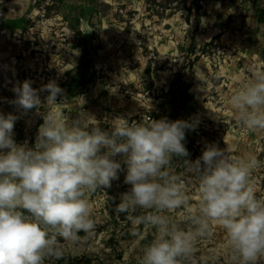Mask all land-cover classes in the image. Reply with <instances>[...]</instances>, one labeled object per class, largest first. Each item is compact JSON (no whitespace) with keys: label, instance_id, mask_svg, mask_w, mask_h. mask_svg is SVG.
<instances>
[{"label":"rangeland","instance_id":"1","mask_svg":"<svg viewBox=\"0 0 264 264\" xmlns=\"http://www.w3.org/2000/svg\"><path fill=\"white\" fill-rule=\"evenodd\" d=\"M29 4L31 11L26 12L32 22L26 31L13 35L0 29V113L17 117V143L34 146L43 119L35 109L23 113L11 103L12 89L26 79L37 90L55 80L64 90L57 97L59 110L70 119L81 111L90 114L104 130H111L110 122L116 117L129 122L195 121L194 129L185 130L189 153L185 159L197 160L213 143L227 147L233 156L255 155L261 163L252 179L256 195L264 198V131L239 127L227 103V97L251 75L250 69L264 71V24L255 18L264 0H198L197 16L193 10L187 13V7H176L173 0H0V18L8 8L24 11ZM86 4L96 6L99 13L92 16L91 29L83 34L71 15ZM64 15L72 19L66 21ZM83 57L86 75L76 81ZM88 74L92 79L82 85ZM47 95L39 91L42 103ZM180 100L187 102V110L178 109ZM126 169L121 160V171L111 187L88 194L95 236L78 246L61 241L63 259L139 264L155 230L140 225V234L134 236L125 214L113 211L120 194L130 187L124 183ZM172 170L182 175V161H174ZM194 185L192 181L188 193L192 204L197 202ZM183 211L166 214L187 230L188 224L181 220ZM196 247L195 264H229L226 233L218 226L213 225L211 239L199 240ZM57 260L48 258L45 264H57Z\"/></svg>","mask_w":264,"mask_h":264},{"label":"clouds","instance_id":"2","mask_svg":"<svg viewBox=\"0 0 264 264\" xmlns=\"http://www.w3.org/2000/svg\"><path fill=\"white\" fill-rule=\"evenodd\" d=\"M250 72L227 103L239 127L264 131V71ZM12 91L11 103L23 113L35 109L43 123L30 147L14 139L17 117L0 113V264H45L63 257L61 241L78 246L93 238L88 194L111 187L121 160L130 187L113 211L125 214L134 236L140 225L155 230L139 264H195L197 242L211 239L213 225L226 233L229 264H262L264 198L256 195L252 179L261 163L255 155L233 156L213 143L190 161L185 130L194 129L195 121L116 117L108 131L82 111L75 119L65 116L57 107L64 90L55 80L37 90L26 79ZM39 91L48 93L44 103ZM174 161H182V175L172 170ZM192 181L195 204L188 194ZM180 209L187 230L166 214Z\"/></svg>","mask_w":264,"mask_h":264},{"label":"crops","instance_id":"3","mask_svg":"<svg viewBox=\"0 0 264 264\" xmlns=\"http://www.w3.org/2000/svg\"><path fill=\"white\" fill-rule=\"evenodd\" d=\"M31 8L32 7L29 4L24 11L14 10L9 8L5 10L3 12V16L0 18L1 31L13 35L26 31L29 28L28 24L32 22V20L30 21L28 20V19H32V17H30L26 11H31ZM80 11L81 12L77 13L76 15L72 14L71 17L75 18L76 23L78 20L79 29H80L79 31L85 34L86 33L85 31L91 29L90 25H91L92 16L95 15L96 13L93 12L92 6L89 4L83 5V7L80 8ZM80 14H82L83 17L80 18L79 17ZM66 17L68 21H70L69 19H72L70 16L68 17V15H66ZM213 30L216 32L217 31L216 27H214ZM118 54H121L123 55V57H126V55L123 54L121 50H118ZM120 61H124V60L121 59ZM118 67L125 70V68H122L121 65Z\"/></svg>","mask_w":264,"mask_h":264},{"label":"trees","instance_id":"4","mask_svg":"<svg viewBox=\"0 0 264 264\" xmlns=\"http://www.w3.org/2000/svg\"><path fill=\"white\" fill-rule=\"evenodd\" d=\"M173 1L177 2L176 7H178V8H180V7L186 8L187 7V10H186L187 13L193 10L195 13V16H197V14L200 10V6L198 5V0H173ZM102 7H105L106 9L110 8V6H108L107 4H103ZM92 10L94 13H99V10L96 6H92ZM79 17L80 18L83 17L82 14H80ZM64 18H66V21H68V19L65 15H64ZM255 18L259 24H264V8H260V9L256 10ZM77 23H78V20H77ZM217 38H218V36L214 37L213 40H216ZM79 65L80 66H79V68H77V71H76V73H78V74H77L76 78L74 77L76 81L77 80L81 81L82 78L84 77V75H86V68L84 67L85 66V58L84 57L81 58ZM90 79H92V78L89 75L88 78L82 82V85H85V83L88 82ZM75 91L72 90L70 93L74 94ZM177 107L180 110H187L188 105H187L186 101L180 100L178 102ZM139 211L140 210H137V213H135V214H139ZM56 263L57 264H91V261L88 260L87 258H68L67 260L60 258L56 261Z\"/></svg>","mask_w":264,"mask_h":264}]
</instances>
